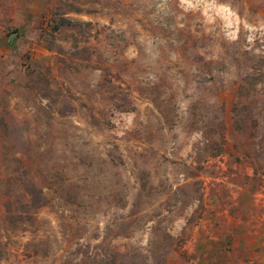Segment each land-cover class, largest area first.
<instances>
[{"label": "rangeland", "instance_id": "obj_1", "mask_svg": "<svg viewBox=\"0 0 264 264\" xmlns=\"http://www.w3.org/2000/svg\"><path fill=\"white\" fill-rule=\"evenodd\" d=\"M0 264H264V0H0Z\"/></svg>", "mask_w": 264, "mask_h": 264}, {"label": "trees", "instance_id": "obj_2", "mask_svg": "<svg viewBox=\"0 0 264 264\" xmlns=\"http://www.w3.org/2000/svg\"><path fill=\"white\" fill-rule=\"evenodd\" d=\"M63 22H66V21H63ZM58 25H60V24H58ZM30 192V191H29ZM32 192V191H31Z\"/></svg>", "mask_w": 264, "mask_h": 264}]
</instances>
